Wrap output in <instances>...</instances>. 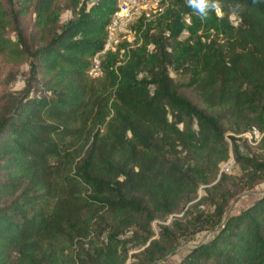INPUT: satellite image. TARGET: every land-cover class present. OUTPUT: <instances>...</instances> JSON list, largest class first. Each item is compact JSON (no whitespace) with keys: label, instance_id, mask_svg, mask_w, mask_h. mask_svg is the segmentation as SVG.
Instances as JSON below:
<instances>
[{"label":"trees","instance_id":"16d2710c","mask_svg":"<svg viewBox=\"0 0 264 264\" xmlns=\"http://www.w3.org/2000/svg\"><path fill=\"white\" fill-rule=\"evenodd\" d=\"M22 1L0 0L4 83L21 80L0 96V264H157L191 244L175 264H264V192L230 210L264 183V134L258 152L236 138L264 133V0L203 19L165 0L97 79L119 0Z\"/></svg>","mask_w":264,"mask_h":264},{"label":"built area","instance_id":"2783aa9c","mask_svg":"<svg viewBox=\"0 0 264 264\" xmlns=\"http://www.w3.org/2000/svg\"><path fill=\"white\" fill-rule=\"evenodd\" d=\"M164 2L165 0H119L106 29L104 45L91 60L88 77L91 79L100 78L104 57L108 54H123L122 48L125 43L128 44L127 48L132 49L138 41L137 32L132 29V26L139 20L150 21L153 19L159 13V8ZM251 130L256 137L261 136L255 128Z\"/></svg>","mask_w":264,"mask_h":264},{"label":"rangeland","instance_id":"374dc122","mask_svg":"<svg viewBox=\"0 0 264 264\" xmlns=\"http://www.w3.org/2000/svg\"><path fill=\"white\" fill-rule=\"evenodd\" d=\"M17 1L19 2V4H22V2H23L22 0H17ZM232 20H234L233 17H232ZM233 22L236 23V21H233ZM9 69H10L9 67L2 65L0 62V96L4 92L18 90L21 87V80L20 79H19V81L12 82L9 85L7 84L8 81L6 83H4V80H5L4 78L6 77L7 72L10 71ZM259 133L261 134V136L256 137V135L252 134V130H250L249 132H247L241 136L240 135L236 136V138L244 139L247 142V145L249 147H251L252 150H255L258 152L259 150L257 148H258V145H259V143L263 137V134H264L261 132H259ZM229 136H232V134L231 133L226 134L227 142L229 143V145H231V142L229 140ZM219 171H220V174H224V175L234 177L237 180H239L242 176L240 168L235 164L231 154H230L229 159L227 161H225L219 165ZM205 188H206L205 186L200 187V189L198 191L197 201H199L201 198H203L205 196ZM263 192H264V183L259 185L258 187H256L251 192L243 193V194L237 196L233 200V202L231 203V206H230L231 213H237V211L239 209L245 208V207L251 205ZM170 220H171V218L167 222L155 221L153 223L152 227H153L155 237H157L159 227L163 224H168L170 222ZM201 239H202V237L199 238V240H201ZM192 246H193V244L180 247L173 255L167 257L165 260H163L162 262H159L157 264H175V263H177L187 253V250L192 248Z\"/></svg>","mask_w":264,"mask_h":264},{"label":"clouds","instance_id":"9594fccd","mask_svg":"<svg viewBox=\"0 0 264 264\" xmlns=\"http://www.w3.org/2000/svg\"><path fill=\"white\" fill-rule=\"evenodd\" d=\"M187 3L202 19L206 18L211 10L218 7V0H187Z\"/></svg>","mask_w":264,"mask_h":264}]
</instances>
